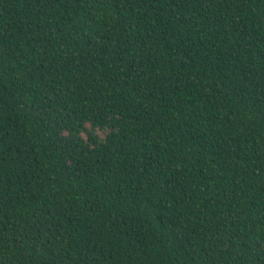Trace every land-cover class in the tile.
<instances>
[{"label":"trees","instance_id":"1","mask_svg":"<svg viewBox=\"0 0 264 264\" xmlns=\"http://www.w3.org/2000/svg\"><path fill=\"white\" fill-rule=\"evenodd\" d=\"M0 264H264V0H0Z\"/></svg>","mask_w":264,"mask_h":264}]
</instances>
